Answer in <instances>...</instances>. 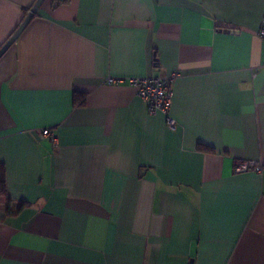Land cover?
<instances>
[{"label": "crops", "instance_id": "0c3cea01", "mask_svg": "<svg viewBox=\"0 0 264 264\" xmlns=\"http://www.w3.org/2000/svg\"><path fill=\"white\" fill-rule=\"evenodd\" d=\"M34 2L0 0V47ZM262 17L264 0H42L0 57V264H264ZM171 75L173 129L105 82Z\"/></svg>", "mask_w": 264, "mask_h": 264}, {"label": "built area", "instance_id": "2783aa9c", "mask_svg": "<svg viewBox=\"0 0 264 264\" xmlns=\"http://www.w3.org/2000/svg\"><path fill=\"white\" fill-rule=\"evenodd\" d=\"M259 36L264 39V17L260 21L258 27ZM173 75L163 77H150V76H132V77H113L109 76L106 79L107 84L126 83L133 88L137 97L146 101L147 111L149 114L161 112L165 115L166 125L169 128H175L176 122L169 114L172 104L173 92L171 83ZM41 136L48 137L52 145H56V137L50 132L48 128L41 129ZM253 162H236L234 165V172L239 173L247 170L249 167L254 166ZM259 168V167H257Z\"/></svg>", "mask_w": 264, "mask_h": 264}, {"label": "trees", "instance_id": "16d2710c", "mask_svg": "<svg viewBox=\"0 0 264 264\" xmlns=\"http://www.w3.org/2000/svg\"><path fill=\"white\" fill-rule=\"evenodd\" d=\"M59 2H65L66 0H57ZM156 64V61H155ZM85 102V94L81 92L74 91L72 95V104L73 106H81ZM196 149L201 152H209L213 151V148L209 145L198 143ZM6 195V187H5V172L4 166L0 163V196Z\"/></svg>", "mask_w": 264, "mask_h": 264}, {"label": "water", "instance_id": "95a60500", "mask_svg": "<svg viewBox=\"0 0 264 264\" xmlns=\"http://www.w3.org/2000/svg\"><path fill=\"white\" fill-rule=\"evenodd\" d=\"M41 2H42V0H35L33 5L30 7L28 12L23 17L21 23L18 25V27L15 29V31L10 35V37L0 47V57L9 48V46L14 42V40L17 38V36L20 34V32L24 29V27L27 25V23L31 20V18L33 17L34 13L36 12V10L39 7Z\"/></svg>", "mask_w": 264, "mask_h": 264}]
</instances>
